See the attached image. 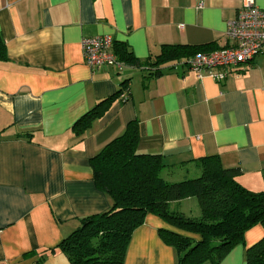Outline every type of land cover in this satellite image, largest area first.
<instances>
[{
  "label": "crops",
  "instance_id": "crops-1",
  "mask_svg": "<svg viewBox=\"0 0 264 264\" xmlns=\"http://www.w3.org/2000/svg\"><path fill=\"white\" fill-rule=\"evenodd\" d=\"M264 9V0H254ZM240 0H0V264H70L55 249L82 218L107 212L112 201L93 181L90 159L139 128L137 152L161 155L168 182L197 177L194 161L218 156L236 181L264 191V56L226 80L196 75L178 63L160 65L163 45L210 50L230 44L228 21ZM200 6V7H199ZM111 36L141 66L88 67L81 41ZM211 52V51H209ZM127 81L128 100L115 99L81 137L72 125ZM190 179V178H189ZM193 179V178H192ZM188 198L171 209L190 218ZM160 230L194 237L147 214L131 236L123 264H177ZM264 236L256 225L220 264H246L245 249ZM51 249H55L51 251Z\"/></svg>",
  "mask_w": 264,
  "mask_h": 264
},
{
  "label": "trees",
  "instance_id": "trees-1",
  "mask_svg": "<svg viewBox=\"0 0 264 264\" xmlns=\"http://www.w3.org/2000/svg\"><path fill=\"white\" fill-rule=\"evenodd\" d=\"M211 45H163L151 64L155 67L152 76L161 74L160 65L214 51ZM114 52L125 65H142L123 44L116 45ZM5 59L6 48L0 37V61ZM126 85L127 81L122 84L124 98H120L121 89L98 102L72 125V133L81 137L115 99L128 100ZM138 139V124L132 121L121 136L90 159L94 184L110 197L112 206L107 212L82 218L79 227L56 246L70 264H123L132 233L147 214L198 236L195 239L160 230L162 241L176 250L177 264H220L235 246L244 245L246 231L256 225L264 229V191L254 193L242 187L236 181L239 168L226 169L218 156H206L194 161L199 176L168 182L162 177L166 167L162 156L138 153ZM188 198L197 201L198 218L171 209L172 203ZM245 263L264 264V236L245 249Z\"/></svg>",
  "mask_w": 264,
  "mask_h": 264
},
{
  "label": "built area",
  "instance_id": "built-area-1",
  "mask_svg": "<svg viewBox=\"0 0 264 264\" xmlns=\"http://www.w3.org/2000/svg\"><path fill=\"white\" fill-rule=\"evenodd\" d=\"M225 37L230 42L228 46L196 53L181 60L178 66L192 71L198 79L209 77L222 82L240 66L264 56V9L258 7L254 0H240L235 16L227 23ZM81 51L85 64L90 68L107 66L120 69L123 66L113 50L111 36L84 38Z\"/></svg>",
  "mask_w": 264,
  "mask_h": 264
},
{
  "label": "rangeland",
  "instance_id": "rangeland-1",
  "mask_svg": "<svg viewBox=\"0 0 264 264\" xmlns=\"http://www.w3.org/2000/svg\"><path fill=\"white\" fill-rule=\"evenodd\" d=\"M187 179H192V178H196V177H192V176H186ZM193 201H195V203L198 205L197 201L195 199H193Z\"/></svg>",
  "mask_w": 264,
  "mask_h": 264
}]
</instances>
